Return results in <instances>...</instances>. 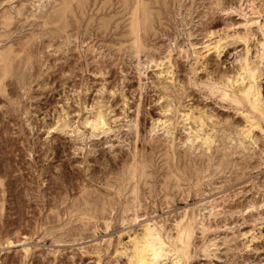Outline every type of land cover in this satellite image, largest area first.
Here are the masks:
<instances>
[{"label":"bare ground","instance_id":"6f19581e","mask_svg":"<svg viewBox=\"0 0 264 264\" xmlns=\"http://www.w3.org/2000/svg\"><path fill=\"white\" fill-rule=\"evenodd\" d=\"M16 1H13L15 4L12 2L9 4L11 6L8 7L1 5L3 6L2 8L5 9L1 8L2 11H0V90H3L4 92L7 91V84L4 83L5 80L7 81V77L8 79L10 78L9 76L14 78L20 87L25 90L28 89L31 83L36 79V72L33 69L35 67L34 63L36 62L37 51L34 49V43L38 41L37 38L39 36L46 35L52 40L53 38L55 39L58 37L63 38V41L68 44L72 42V37H78L81 34L87 35V38L90 37L96 41H93L94 43L92 44L90 43L89 47L87 46L90 50L91 48H96L100 41L102 42V45H109L113 47L114 50L120 52L129 49L136 57V68L139 75L144 73L149 66H157L158 70L156 74L158 77L156 78H159L160 81H157L156 79L155 81H157V85H159L158 87H161L160 94L157 97L160 111L158 116L151 118L152 122L150 121L151 125L149 128L150 133L148 137H145L147 142H149V149L147 150L143 144L141 148L134 143L135 145L132 153L127 158L123 159L121 163L119 162L120 164L118 167L109 168L99 181H96V183H90L86 179H83L78 183L79 188L73 195L61 194L58 196V199L54 198L52 206L50 207L51 211L47 215L48 219L53 224L46 227L44 234H52L53 241L55 242L64 240L75 241L88 236L87 233L90 231H92V234L96 233L101 224L105 229L112 228L116 222L131 224L126 230L129 239L127 241L124 240L125 243H122L123 241L119 240L118 244H121V247L116 244V246H114V251L110 252L111 254L116 255V257L125 255V261H120L119 259L120 262H124L123 264H190L191 260L194 257L196 258L200 252H204L207 255H217L222 244L228 245V248L231 249L232 246L230 243L234 240L237 241L238 238L241 242L236 243L234 247L235 249L242 250L244 248H253L254 246L252 242L263 236V231L260 230V232H257L256 226L264 225V182L259 183V188L257 189V192H262V198L247 199L248 201L245 204L237 203L236 201L235 204H229V207H227L226 202L233 199V194H230L232 192H225L218 196L215 194H208L209 196L204 195V193L211 191L213 188H220L224 184L213 185L214 187L211 189H208L209 187L204 188V186L208 184L212 186V183H215V181H211L212 177L215 176L216 173L221 172V170H224L228 165H233L235 162V164L241 163L240 160L235 159V157L234 159L229 158L230 155L239 154L240 159L246 163H249L247 159L252 158L254 155H258L260 159H264V144H260V140L262 139L261 136L264 135V92L262 83V76L264 74V23L259 22L260 16L262 15V10H259V7L262 4H260V6L258 5V1L262 2V0H240L238 6L230 5V7L226 6L227 8L221 7L226 13L237 11L245 17L243 22L245 30L243 33L238 32L241 30L239 27L238 31L235 30L232 34H230L229 31H223L220 33L215 32L218 29H215L214 27L206 33L204 36L205 39L203 38V41L201 42L202 44H198L202 45V48L197 45L198 42L196 43V41L189 42L193 47L192 53L196 59L195 62H201L203 59L204 63H208V55H210L211 52L219 55L226 45L228 37H238L244 41V51L238 55V62L233 71H230L229 69V71H220L219 69L218 72L213 73V69L212 71L208 69L207 73L204 74L205 77L200 80L197 77L199 71L197 72L194 67L192 70L194 75L191 74L189 80L187 79L190 83L204 86L210 95H215L220 99L227 101L235 112L242 116V119L240 118L241 120L238 121L231 117L232 114L231 116L215 117L214 113L210 111L211 109H206L203 106L199 107L198 105H195L196 102L194 105L193 103H183L182 99L185 98V95H188L187 86L189 85L186 86L185 83L178 80L175 75L176 61L178 58L173 55L172 44L174 42L176 43L178 40L175 39V41L173 40L174 42L170 41L172 42L170 48L168 49L166 47L168 50L164 48L157 54L156 50H158L159 46L156 39L163 33L168 34L169 24L174 19L176 20L177 17L179 18V15L183 13L181 11L182 8L184 7L185 9L190 10L195 6L194 2H197V0H19L17 4ZM212 2L219 4L220 0H212ZM217 9L214 8L215 11ZM200 12L198 14H200ZM210 16L212 17L214 15ZM26 24L31 26L29 29L30 31L15 37L17 33L15 35L14 33L21 30ZM253 24L258 25L257 28L260 31V34H258L259 32L252 27ZM230 25L231 24H229V26ZM205 29L203 31L204 33ZM213 29L215 31H213ZM197 31L200 32V30ZM188 34L189 36L193 35L191 29L188 30ZM35 40L37 41L35 42ZM85 40L86 37H83L82 41L84 42ZM53 43L51 44L53 45ZM41 44L40 47L43 46V43ZM183 44H181L180 41V47H177L181 48V54L182 52H185V54L189 55L188 46L185 48V44L184 46ZM75 46H77V44ZM253 46H255V49H253ZM80 47L82 48V46ZM71 48L75 49L73 46ZM50 49L48 48V50ZM41 50L38 51L41 52ZM68 52L69 51H67V53ZM143 52L147 57L145 60H142L141 58V53ZM45 55L47 54L45 53ZM114 56L116 58V55ZM40 58L41 57H39V59ZM61 65H63V63ZM206 65H202L200 68H203L204 66V68L207 69ZM37 66H39V64ZM145 67L146 69H144ZM139 85H142V76L140 77ZM143 85H146V83ZM13 89L15 90V88ZM108 97L106 99H108ZM10 98L13 100L12 96ZM125 102L123 103L124 105L126 104ZM28 105L29 104H27V106ZM182 106L184 108H182ZM12 107L14 108L13 105L11 108ZM17 108L19 109V107ZM29 108L30 107H27V109ZM140 108V103H138L135 112L136 115L131 117L126 123L130 128H134L136 135H139L140 133L139 123L142 122H140L141 119L139 117ZM24 111L27 113L26 110ZM63 111V113L60 112L61 114L57 121L51 125L49 124L51 126L50 128H60L62 130H68V132L74 131L76 133H83L82 135H84L85 133L80 130V125H76L75 121L70 120V115L67 114V110L63 108ZM26 120L29 119L26 118ZM82 122L85 127H89L91 135L108 133L114 129L111 125L112 122L109 117L108 108L102 100H99L96 105L88 109V114ZM26 127L27 126H25V128ZM182 127L187 132H185V134L181 133L178 140L179 135H177L176 132L178 128ZM159 130H163L162 133H166L167 136L161 137L162 135H155L154 133H157ZM48 131L50 132V130ZM0 145L2 146V144ZM256 145L259 147L258 150H256ZM99 156L101 157V155ZM103 165H108V161L103 162ZM237 177H240L239 174L236 178ZM90 180H95V173L90 175ZM227 180L230 181L231 177L228 176ZM3 181L0 179L1 184ZM193 194H196L197 196L203 194L205 197L200 198L199 200H196V198V201H193V205L182 206L180 210L175 207L174 210L176 212L171 214V212H173L172 207L177 202L180 200H188ZM204 198L205 200L203 201ZM3 199L4 198H0L1 210L5 205ZM59 203H66V205L61 209ZM159 207L168 209V211H166L168 215H150ZM255 209L256 212H253ZM247 212H249V215L245 216ZM237 213L242 215L244 222H251L252 227L242 230L239 229L240 227L235 228L238 227L236 224L228 225L229 223L225 220L229 218L230 215H235ZM142 216L144 217L141 219ZM221 216H224V218L222 217V220L225 221L223 225H225L227 230L230 229V232H225L221 237L216 234L206 236L209 231L220 227L221 220H219V218ZM18 231L20 232V230H17V232ZM198 231L202 235V240L196 243L195 240L198 236ZM11 236H6V238L3 236V242L7 243V246L21 245L17 243L20 241L19 238L13 239ZM218 237L220 238L218 239ZM25 239L26 237L24 236V240ZM104 240L109 243L106 247V250H109L113 241L111 238ZM22 246L25 251L30 247L28 245ZM101 246L102 242L101 240H98V242L95 243L96 252H101L103 250L101 249ZM122 259H124V257H122ZM258 261L260 264H264V260Z\"/></svg>","mask_w":264,"mask_h":264},{"label":"rangeland","instance_id":"374dc122","mask_svg":"<svg viewBox=\"0 0 264 264\" xmlns=\"http://www.w3.org/2000/svg\"><path fill=\"white\" fill-rule=\"evenodd\" d=\"M13 1L16 0H5V1L0 0V11H2V9H5L2 8L3 6L4 7L11 6L9 4H11ZM225 1L228 0H220L221 4L220 3L216 4L212 2V0H206V1L197 0V2L196 1L194 2L195 3L194 4L195 6H193L194 10L193 8L188 10L183 7L181 10L183 13L179 15V18L177 17L176 20L175 19L173 20L174 22L171 21V23L169 24L170 26L168 29V34L163 33L162 35L159 36V38L156 39V42L159 46L158 50L156 51L158 54L160 50H163L164 48L166 49V47L169 49L170 44H172V42H174L175 39L178 40L176 43L174 42L172 44L173 46L172 52H174L173 55L174 57L177 56L178 58L176 61L177 64L175 67L176 70L175 75L177 76V79L184 82L186 86L189 85L187 86L188 95H185V98L182 99L183 103L184 104H186V102L188 104L193 103L194 105L196 102L195 105H198L199 107L203 106L206 109L209 110L211 109L210 111L214 113L215 117H224L227 115L231 116L232 114L231 117L234 120L238 121L242 119V116L236 113L235 110L227 101H224L215 95L212 94L210 95V93L207 91V89L204 86L196 85L188 81L191 74L194 75L192 71L194 67L196 68L197 72L199 71V73H197V77L200 80L203 77H205L204 74L207 73L208 69L211 71L213 69L212 71L213 73L218 72L219 69L220 71L221 70L233 71L236 68V64L238 62L237 61L238 55L244 51V47H245L244 41L238 37L233 38L230 36L227 38V43L222 50L223 52L221 51L219 55L211 52L210 55H208L209 57L208 63L207 62L204 63L203 59L201 62L200 61L195 62L196 59L194 58V54L192 53L193 47L190 45L191 43L190 41H194V42L196 41V43L198 42L197 43L198 45L203 41V38L205 39L204 36L206 35V33L210 29L212 30V28L214 27L215 29L218 30L215 31L213 29V31L219 33L223 31H229L230 34H232L235 32V30L238 31L239 28L241 30H239L238 32L243 33L245 30V25L243 23L245 17L243 15L239 14V12L237 11L226 13L224 9H221V7L227 8L226 6L230 7V5L238 6L240 4L239 3L240 0H229L228 2ZM17 2H19V0L16 1V4ZM13 3L15 4V2ZM260 4L262 5L260 6ZM263 4H264V0H262V2L258 1V5L260 6L259 10L261 9L263 11V12L261 11L262 15L260 16L259 19V22L261 23H264ZM216 7L217 8L219 7L221 10L219 8L217 9ZM214 8L217 10L215 11ZM199 12L200 14H198ZM184 13H186L187 15ZM210 15H214V16L211 17ZM210 19L212 20V22ZM229 24L231 25L229 26ZM256 25L257 24H253L252 27H254L255 30L259 32L258 34H260V31L257 28L258 25L257 26ZM193 27L195 32L193 30ZM30 28L31 26L29 24H26L21 30H18L14 33V35L17 33L15 37L18 35H22L25 32H29ZM205 28L206 29L209 28V29L206 30ZM189 29H191L193 32L192 36H189L188 34ZM204 29H205V33L203 32ZM197 30H200L201 33ZM83 37H86L85 40L86 42L84 41L85 43L82 41ZM182 37L184 38V41L186 43L183 41ZM72 38H73L72 39L73 43L70 42L66 44L63 41V38L58 37L55 39L53 38L52 40L50 39L49 36L46 35L39 36L37 38L38 41L35 40V42L36 41L37 42L34 43V49L35 51H37L36 52L37 57L35 59L36 62L34 63L35 67L33 69L36 72L35 74L36 79L31 83L30 87L25 90L20 87V85L14 78L9 76L10 78L8 79L7 77L6 78L7 81L5 80L4 83L7 84L6 85V89L8 88L7 91L4 92L3 90H0V96H2L0 97V144H2V146L0 145V156H1L0 167L3 166L2 167L3 169L0 168V175H1L0 179L2 181L4 180L2 184L0 183V196H1L0 198L1 199L4 198L3 200L5 202L4 203L5 205L2 210L0 207V236H1L0 264H4V263L5 264H108V263L123 264L124 262H120V261H125L126 259L125 255L116 257V255L111 254L110 252L114 251V246H116V244L119 245L118 244L119 240H122L123 241L122 243H125L124 240L127 241L129 239L126 230L131 224L116 222V224L110 229H105L101 224L98 227L96 233L92 234V231H90L87 233L88 236L84 237L85 239L82 238L75 241L64 240V241L55 242L53 241L52 234H44V232L47 226L53 224L52 222H50L47 215L51 211L50 207L52 206V202L54 198L58 199V196H60L61 194L73 195L79 188L78 183H80L83 179H86L90 183H96V181H99V179L103 177L104 173H106V171L109 168L118 167L119 164L122 162V160L127 158L132 153L135 144L137 146H140L141 148L143 145H145L146 149L147 150L149 149L148 147L149 142H147L145 137L146 136L148 137L150 133L149 128L152 122L151 118L158 116L160 111L158 105L159 102L157 101V97L159 96L161 89V87H158L159 85H157V81H160V79L156 78L158 77L156 74L158 67L155 65L149 66L147 69L145 67L144 68L146 69L145 72L139 75V72L136 68V63H137L136 57L132 54V52L129 49H125L126 51L123 50L120 52L114 50L113 47L109 45H105V44L102 45V42L100 41L98 42L96 48L94 47L96 50L94 48L93 49L91 48L90 50V48L88 49L87 46L89 47L90 43L92 44L96 42L94 39H91L90 37L87 38V35H82V34L79 35L78 37L74 36ZM179 40L181 41V44L183 43L185 44V48L186 46H188L187 48L190 53L189 55L185 54V52H182L181 54L182 50L181 48H178L180 47ZM41 43H43L44 47L43 46L40 47L42 45ZM51 43H53V45ZM75 43L77 44V46H75L76 45ZM72 46L75 47V49L71 48ZM80 46H82V48ZM198 46L202 48V45H198ZM254 47L255 46H253V49H255ZM48 48L50 50H48ZM37 49L39 51L42 49L41 50L42 53L39 52ZM67 51L69 52L67 53ZM178 51L180 52V54ZM45 53L47 55H45ZM38 55L39 57H41L40 59ZM112 55L113 56L116 55V58L115 56L113 57ZM86 56L88 57V59ZM112 57L113 59L114 58L115 59L113 60ZM141 58L142 60H145V58L147 59L144 52L141 53ZM62 63L63 65H61ZM38 64L39 66H37ZM202 65H206L207 69L204 68V66L203 68H200L202 67ZM121 67L124 69H122ZM141 76H142V85H141L142 87L139 85ZM155 79L157 81H155ZM144 83H146V85H143ZM262 83H263V92H264V74L262 76ZM143 86L145 87L146 90L144 89ZM13 88H15V90ZM123 90L125 93L123 92ZM139 92L140 93L143 92L142 93L143 95L142 94L139 95L140 94ZM126 93L128 96L126 95ZM69 95L71 96V98ZM11 96L13 97V100L10 98ZM123 96L125 97V99ZM107 97L108 99H106ZM99 100H102L106 104V107L108 108V112H109V117L112 122L111 125L114 127V129L108 133L91 135L89 131V127L88 126L85 127L82 121L84 120L85 116L88 114V109L96 105ZM137 101L138 103H140L141 108H140L139 117L141 119L140 122L142 121L141 123H139V131H140L139 135L135 134L134 128H130L126 124L131 117L136 115L135 112L138 107ZM124 102L126 103L125 105L123 104ZM11 104L14 106V108L12 107L13 110L11 108L12 106ZM27 104L29 105L27 106ZM16 106L19 107V109ZM183 106L182 108H184ZM27 107L30 108L27 109ZM63 108H65L68 112L67 114L70 115L69 116L70 120L75 121L76 125H80V130L81 132L83 131L85 133L84 135H82L83 133L82 134L76 133L74 131L68 132V130H62L60 128L58 129L50 128L51 127L50 125L53 124L55 121H57V119L59 118V115L61 114L60 112L62 113L64 112ZM24 110H26L28 114L25 113ZM26 118L29 120H26ZM3 124L6 125L4 126ZM25 126L27 127L25 128ZM48 130H50V132ZM162 131L163 130H159L157 131L158 134L156 132L154 134L157 136L162 135L161 137L167 136L166 133L163 134ZM185 132L187 131L183 127L178 128L176 132V134L179 135L178 140L181 133L185 134ZM261 138L262 139L260 140V144L261 143L264 144V135H262ZM258 148H259L258 145H256V150H258ZM99 155H101V157ZM234 157L235 159L240 160L241 163L235 164L236 163L235 162L233 165H228L224 170H221V172L216 173L215 176L212 177L211 181L213 182L215 181V183H212V186L210 184L204 186V188L209 187L208 189H211L212 187L216 185H220L221 183L224 184L222 185L223 187L221 186L220 188L219 187L213 188L211 191L204 193V195L209 196L210 194H215L218 196L225 192L226 193L232 192L230 194H233V199H230L228 202H226L227 207H229V204H235L236 201L237 203L239 202L245 204L250 198L259 199L262 198L263 196L262 192L260 191L257 192V189L259 188L258 184L264 182V159H260L258 155H254L252 156V158H248L247 161L249 163H246L245 161L240 159L239 154L229 156V158L232 159H234ZM105 161H108V165L106 166L103 165V162ZM92 173L93 174L95 173V180L93 181L90 180V175H92ZM238 174L240 177L236 178ZM228 176L231 177L230 181L227 180ZM3 189H4V194H3ZM13 192H15L16 194ZM195 195L196 194L191 195L188 198V200H185L186 202L184 200H180L179 202H177L172 207L173 212H171V214H174L176 212L174 210L175 207L180 210L182 206L183 207L186 205L191 206L194 204L196 200L205 197L203 194H200L199 195L200 197ZM204 200L205 198L203 199V201ZM59 204L61 205L60 206L61 209L66 205V203L64 204L59 203ZM166 211H168V209H163L159 207L156 211H154L150 215L162 214L167 216L168 213H166ZM253 212H256V209ZM240 215H241L240 213H237L235 215L234 214L230 215L231 217L228 215L229 218H227L225 221L229 223L228 225H235V224L238 225V227L235 228L240 227L239 229L242 230H246L252 227L251 222H244L242 215L241 216ZM247 215H249V212H247L245 216ZM143 217L144 216H142L141 219ZM222 217L224 218V216H221L219 218V220H221L220 227H217L216 229L209 231L206 236H211L216 234L217 236L221 237L222 235H224L225 232L227 231L230 232V229L227 230L225 225H223L225 221L222 220L223 219ZM16 229L20 230V232L19 231L17 232ZM260 230L263 231V236L262 238H257L252 242L254 246L253 248L250 249L244 248L242 250L235 249L234 247L236 243L241 242L240 239L238 238L237 241L234 240L230 243V245L232 246L231 249L228 248V245L222 244L221 249L217 252V255L214 254L207 255L204 252H200L196 256V258L194 257L191 260L190 264H260L258 260H264V225L256 226V231L260 232ZM199 233L200 232L198 231L197 234L198 236L196 237L195 240L196 243L202 240V235L201 233L200 234ZM14 234L16 235L18 234V235L16 236ZM3 236H5L4 238H6V236H11V238L13 239L19 238L20 241L22 242L18 241L17 243L21 245L7 246V243L3 242L4 239ZM24 236L26 237L25 240H24ZM220 237H218V239ZM109 238L112 239L113 243H111L112 245H110L109 247L110 249L106 250L107 249L106 247L109 245V243L104 239H109ZM98 240L99 241L101 240L102 242V246H101V249H103L101 251L102 253L96 252L95 249V243H97ZM24 243L30 246L29 247L30 250L28 249L27 251H25L24 247L22 246V245L26 246ZM122 257H124V259H122Z\"/></svg>","mask_w":264,"mask_h":264}]
</instances>
